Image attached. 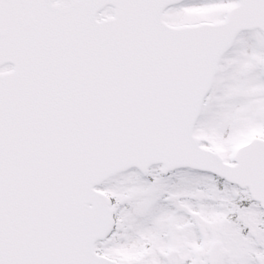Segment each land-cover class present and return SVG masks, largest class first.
<instances>
[{
    "label": "snow or ice",
    "instance_id": "1",
    "mask_svg": "<svg viewBox=\"0 0 264 264\" xmlns=\"http://www.w3.org/2000/svg\"><path fill=\"white\" fill-rule=\"evenodd\" d=\"M0 264H264V0H0Z\"/></svg>",
    "mask_w": 264,
    "mask_h": 264
}]
</instances>
